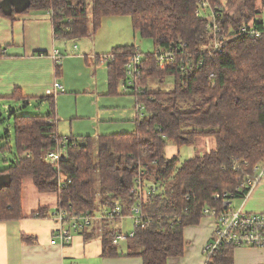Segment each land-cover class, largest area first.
<instances>
[{
	"label": "trees",
	"instance_id": "obj_1",
	"mask_svg": "<svg viewBox=\"0 0 264 264\" xmlns=\"http://www.w3.org/2000/svg\"><path fill=\"white\" fill-rule=\"evenodd\" d=\"M234 4L237 12L229 15L226 10ZM200 9L202 15H197ZM263 10L264 0H0V16L12 21L19 15L49 13L56 40L93 36L106 18L127 17L133 32L154 46L152 53L141 54L136 75L129 78L128 89L143 107L131 134L65 139L56 131L54 97H25L14 89L12 101L23 106L46 101L49 108L45 115L11 114L14 155L0 170V222L23 218L25 180L40 194H55V210L69 217L116 207L128 216L139 201L144 224L124 242V250L112 244L119 230L109 220L81 232L84 239L100 238L106 258L137 256L142 264H171L181 258L184 229L197 226L204 209L222 208V201L213 200L216 194L243 199L247 190L236 188L244 172L264 161ZM207 11L222 37L220 50H214ZM249 23L262 31L260 38L238 35ZM136 52L134 45L119 46L106 55L109 95L119 94L127 82L125 66ZM156 52L167 55L161 66ZM55 70L60 77L61 65ZM166 77L173 80L171 91L148 89L150 81L162 83ZM197 138H213L215 148L182 162L178 155L166 157L167 145L189 147ZM64 139L60 159L49 164L46 155ZM0 151L10 152V144ZM138 181L149 190L142 199L134 193ZM52 214L39 207L31 218L51 219ZM21 240L36 243L32 236ZM234 249L222 246L208 264H233Z\"/></svg>",
	"mask_w": 264,
	"mask_h": 264
},
{
	"label": "crops",
	"instance_id": "obj_2",
	"mask_svg": "<svg viewBox=\"0 0 264 264\" xmlns=\"http://www.w3.org/2000/svg\"><path fill=\"white\" fill-rule=\"evenodd\" d=\"M122 19L106 18L95 35L66 41L54 38L47 12L19 15L13 21L0 16V48L3 54L0 57V102L11 103L10 97L15 88L25 97H45L48 96L46 91L58 83L61 89L52 97L55 100L56 131L59 136L66 139L131 134L138 118L136 99L124 84L117 95H109L108 88L106 55L115 47L133 45L135 39L133 36L132 41H123L122 36L117 38L123 33L119 29L121 23L124 32L131 33ZM54 51L59 54L57 59L52 57ZM57 64L61 65L60 77L55 70ZM15 104L17 109L33 106L32 101L25 106L18 101ZM42 106L49 108L46 101H42ZM205 140L211 141L213 150L215 140ZM177 150L172 145L168 150L170 155L165 151L166 157L177 156ZM23 184L24 181L22 188ZM236 202L235 208L246 213H264V180L246 198L236 199ZM21 203V220L0 222V264H142L137 256L103 257L100 238L85 240L81 233H75L69 245L50 244L56 234L57 223L52 218H31L32 212L41 206L26 211L23 193ZM43 207L50 210L48 206ZM53 212V209L50 210L51 214ZM119 224L121 222L112 223L111 228L118 229ZM97 225L93 223L87 232ZM201 225L206 229L201 230ZM213 231V220L204 217L197 226L186 227L183 237H192L191 241L198 238L199 247L196 246L195 250L203 252ZM22 235L34 237L36 243L23 242ZM122 244L120 247L124 250ZM194 246L186 247L190 250ZM174 260L177 259L171 262ZM233 264H264V249L236 248Z\"/></svg>",
	"mask_w": 264,
	"mask_h": 264
},
{
	"label": "built area",
	"instance_id": "obj_3",
	"mask_svg": "<svg viewBox=\"0 0 264 264\" xmlns=\"http://www.w3.org/2000/svg\"><path fill=\"white\" fill-rule=\"evenodd\" d=\"M203 6V7H202ZM202 8H205L204 4H201ZM208 12V11H207ZM197 15L201 14V9L197 12ZM211 17V29L214 32V50H220L222 37H217L218 27L214 23V15L210 12ZM208 17V15H207ZM254 23V22H253ZM253 23L243 25L238 30L239 36H245L250 38H260L262 31H259ZM158 63L160 66L163 64L164 58L167 55H159L156 52ZM59 56L57 51H54L52 57L57 59ZM141 60V55L136 52L125 66L127 82L125 87L132 86V79L137 72V66ZM162 68V67H161ZM61 89L60 84L54 83L53 87L46 91V95L52 96L56 91ZM137 110L142 111L143 107L137 105ZM52 122V121H50ZM56 124V121H55ZM67 141L64 139L57 145V149L54 152H50L46 155L45 159L49 164L56 163L61 157V151L59 149L65 148ZM264 180V161L255 166L251 173L244 172L243 179L236 191L239 192L243 189L247 190L243 199L250 193V191L260 182ZM142 189L140 185L138 190ZM140 191V190H139ZM231 194L223 193L216 194L213 197L215 201H222L221 209H204L203 216L211 218L214 222V231L209 243L203 248L204 264H208L210 257L219 251V249L226 245L236 248H252V249H264V213H246L240 208H231ZM96 216V217H95ZM53 220L57 223L58 228L55 236L52 238L50 244H57L61 246L69 245L75 233H81L92 227L93 223L101 220H111L114 218L121 219V210L116 207L112 210H105L101 212L85 213L81 216L69 217L63 210L56 209L52 214ZM203 217V218H204ZM129 218L133 222V230L130 233H123L121 230L119 234H116L112 240L114 246H119L125 242L128 238L133 237L134 230L144 224V217L140 212V204H136L130 210Z\"/></svg>",
	"mask_w": 264,
	"mask_h": 264
},
{
	"label": "rangeland",
	"instance_id": "obj_4",
	"mask_svg": "<svg viewBox=\"0 0 264 264\" xmlns=\"http://www.w3.org/2000/svg\"><path fill=\"white\" fill-rule=\"evenodd\" d=\"M88 12H90V4L88 5ZM226 12L229 13V15L236 14L237 5L234 4L233 7H231V8L228 7ZM207 14H208V18L211 19V17L209 16L210 15L209 11L207 12ZM121 18H123L122 19L123 22L128 24L129 30L131 33L124 32V29H123V26L121 23V28H119V29H122L123 33L121 35H117V38L120 39V36H122L123 41L125 39L132 41V36H133V37H135V39L133 41V45L136 47V50L138 51V53L140 55L152 53L154 51V46H153L152 41L149 39H143L137 33H134L132 28H131V23L127 17H121ZM260 18L264 24V10L261 12ZM172 86H173L172 78L166 77L162 83H160L158 81H150L148 89L151 91L161 90V91L168 92V91L172 90ZM10 102L11 103H8V104L6 102H0V148L6 142L9 143L11 146L10 152L2 153L0 151V170H3L10 165V162L12 161V158L14 155L13 154V152H14V147H13L14 128H13V121H12V115H11L12 112H15L16 115H29V116L45 115L48 112V108L43 107L42 102H38L35 100L32 101V104H33L32 107H28V108L24 107L21 109L16 108V106H17V104H15L16 102H13V101H10ZM140 112H142V111H140ZM210 142L211 141L206 142L205 138H197L196 141L194 142L193 146L179 148L177 150V153H178V157H179L180 162H182V161H184L190 157H193L194 155H203L205 153L210 152L212 150ZM171 146L172 145H167L165 147V151H166L167 155H170L169 154L170 151H168V150H169V147L171 148ZM63 150L64 149H59V151H61V152H64ZM146 184L148 185L150 183H146ZM140 185L142 186V189H139L140 190L139 191L138 188ZM147 185H145V187H147ZM135 192L139 196L140 199H142V195L145 196V195L149 194V190L144 188L143 184L139 181L136 184V188L134 190V193ZM22 193H23V202H24V206L26 208V211H29L33 207H38L39 205L41 207L48 206L50 208V210H52V209L55 210V208L57 207L56 206V200H57L56 195L53 193L40 194L35 189L31 180L24 181ZM138 203L140 204L139 201H137L136 204H138ZM236 204H237L236 199H232L231 205H230L231 208H235ZM140 212H141V210H140ZM141 214L144 217L142 212H141ZM51 218L53 220V217H51ZM110 222H111V224L115 223V222L116 223L121 222V225L120 224L118 225V230L120 231V228H121L122 229L121 231L123 233H125V232L130 233L134 228L133 222H132L131 218H129V214H128V216H122V218L118 219L117 221H114V219H111ZM199 228L201 230L203 228L206 229L204 225H201V227H199ZM187 238H188V236H187ZM187 238L184 239L185 243H186L185 245L186 246H189V245L194 246L195 245L194 248L187 250V247L185 246V248H186L185 254L181 258L172 261L171 264H184V263H187V264H204V256L205 255L203 254V252H197V250H195V249H197V247H199L198 246V238L193 240V241L190 240L192 237H189V239H187ZM210 240L211 239H209L208 241L210 242ZM122 247L123 248L125 247L124 243L122 244ZM235 260H236V258H235Z\"/></svg>",
	"mask_w": 264,
	"mask_h": 264
}]
</instances>
